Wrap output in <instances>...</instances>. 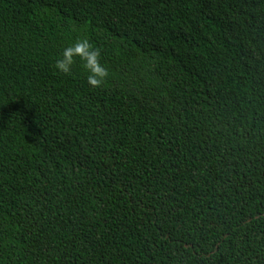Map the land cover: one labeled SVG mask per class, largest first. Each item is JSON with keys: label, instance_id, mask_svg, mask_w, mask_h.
I'll return each mask as SVG.
<instances>
[{"label": "trees", "instance_id": "trees-1", "mask_svg": "<svg viewBox=\"0 0 264 264\" xmlns=\"http://www.w3.org/2000/svg\"><path fill=\"white\" fill-rule=\"evenodd\" d=\"M0 264H264V0H0Z\"/></svg>", "mask_w": 264, "mask_h": 264}, {"label": "clouds", "instance_id": "clouds-1", "mask_svg": "<svg viewBox=\"0 0 264 264\" xmlns=\"http://www.w3.org/2000/svg\"><path fill=\"white\" fill-rule=\"evenodd\" d=\"M101 61V49L95 47L87 38L79 37L62 49L54 62V68L58 73L70 76L79 62L87 84L96 89L102 87L110 76L109 68Z\"/></svg>", "mask_w": 264, "mask_h": 264}]
</instances>
